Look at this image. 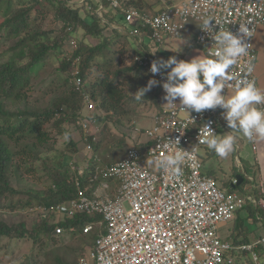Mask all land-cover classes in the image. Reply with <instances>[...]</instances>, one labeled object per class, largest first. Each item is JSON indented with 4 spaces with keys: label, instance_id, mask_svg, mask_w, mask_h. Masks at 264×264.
Here are the masks:
<instances>
[{
    "label": "built area",
    "instance_id": "2783aa9c",
    "mask_svg": "<svg viewBox=\"0 0 264 264\" xmlns=\"http://www.w3.org/2000/svg\"><path fill=\"white\" fill-rule=\"evenodd\" d=\"M95 1L99 3L97 11L102 8V1L120 11L117 28L126 32L121 26L129 27L127 33L138 36L140 42L147 37L161 44L165 37L180 36L188 22L195 21L198 29L193 42L206 53L220 26L213 22L211 32L203 31L200 28L203 17H213L233 34H239L240 24H247L251 32V37L246 38L250 44L249 54L239 60L235 72L240 78L254 79L257 85L254 71L249 77L246 65L249 61L255 65L253 38L258 26L264 23V0H177L155 12L126 8L120 0ZM69 46L68 52H72L77 42L70 39ZM156 60L152 56H134V61L152 79L162 83L164 75L153 76L149 71ZM69 74L71 83L80 89L83 83L79 76V57L72 60ZM228 90L231 88L223 89L222 94ZM83 94L84 106L76 111L75 124L82 133L83 150L89 155L84 166L77 165L76 159L68 162L71 172L75 173L69 178L74 196L31 208L42 218H53L56 235L65 231L59 222L79 213L90 217L82 226V233L95 232L93 245L75 264H234L238 253H249L255 264H261L257 248L264 244V237L251 243L234 244L222 239L217 231L220 223L232 219L246 203L264 207V199L223 189L202 171L199 150L206 145L199 141L207 134L204 126L217 134L219 107L201 113L189 110L193 123L177 99L175 105H167L154 117L151 127L143 131L134 127L146 137L145 141L128 146L121 159L99 166L100 158L93 155L92 142L99 138L101 127L95 114L88 117L82 112H92L96 107L88 93ZM68 114L64 107L55 112L57 118ZM169 140H178L179 147L194 154V159L181 165L179 173L156 165L157 159L167 155L165 145ZM251 141L255 150L256 139ZM143 156L150 158L151 168L141 161ZM95 162L94 172H87L89 163ZM105 180L115 181L112 196L107 193L109 185ZM236 183L233 179L232 184Z\"/></svg>",
    "mask_w": 264,
    "mask_h": 264
},
{
    "label": "trees",
    "instance_id": "16d2710c",
    "mask_svg": "<svg viewBox=\"0 0 264 264\" xmlns=\"http://www.w3.org/2000/svg\"><path fill=\"white\" fill-rule=\"evenodd\" d=\"M120 1L126 8L133 7L143 12H155V6L159 2L163 6L173 3L172 0H157L154 3H147L146 0ZM3 2L5 3V15L0 22V29L7 28L6 34L16 36L17 40L12 47L0 49V58L7 55L4 61H0V199L5 197L7 192H17L11 186V178L17 176L21 168H26L29 164L35 166L38 160L47 159L46 156H42V153L50 151L45 145L52 137L49 127L47 129L44 125L51 123V127L57 128V133L60 135L69 133L68 127L70 126H67V123L73 125L71 129L80 131L79 126L75 124V117L77 116L76 111L84 106L83 93L86 92L89 99L94 101L96 108L107 112H119L118 109H124L123 102L126 101L127 95L121 90L117 80L134 72L132 80H137L138 84L141 83L146 87L148 80L152 79L146 70L134 61V56L141 58L152 56L161 60L156 52H151L140 42L138 36L127 33L128 28L126 32L117 28L121 12H114L106 1H102L100 11H97L99 3L95 0H4ZM47 15L51 16L50 22L58 25L53 34L51 29H40L37 24L40 20L44 21ZM78 30L82 32L81 39L76 49L73 48L72 52H68L69 40L75 38L74 33ZM107 30H110V33H107ZM120 36L126 38L133 36L136 46L139 47L131 49L133 53H128L129 47L116 41ZM85 37L90 39V43L86 42ZM93 40L95 42L91 43ZM111 43H114L112 51L108 47L112 45ZM154 45L160 46L157 43ZM106 50H110L108 54ZM49 51L57 57L56 69L61 72V84H65L69 90L67 94L55 97L51 106L38 109L30 105V89L41 69L47 66L46 58ZM123 53L130 56V64L124 67L120 64L121 57L119 56ZM69 56L71 57L68 60ZM76 56L79 57V76L83 83L80 89L71 83L69 74V67ZM96 56H100L103 61H98ZM115 57L117 59L115 63L118 62L120 68L111 73L104 67L110 65ZM46 79L42 78V81ZM158 87L160 86L153 87V90L156 91ZM64 106L72 112L67 118H57L55 112ZM114 116L119 117L120 115L115 114ZM96 118L99 120L100 117ZM98 139L92 142L95 155ZM83 146L81 136L79 141L70 140L67 143V147L74 154L78 153ZM66 158L68 157H63L61 161L54 163V170H49L48 174L52 178L51 184L45 192L41 193L42 204H55L74 196V189L69 182L72 174L66 167V164L68 165ZM41 163L46 167L44 162ZM96 163H89L86 171L90 172L94 169ZM234 187L238 188L240 185ZM89 220L90 217L81 213L67 218L59 222L65 229L64 233L59 235L54 234L55 223H52L50 218L40 217L39 214L35 221L36 226L30 231L25 228L23 221L7 224L0 220V239L4 237L25 238L33 244L47 248L44 253L47 261L43 264H75L78 257L75 260L66 261L64 255L54 252L58 251L61 247L60 243L65 241V233L69 232L80 237V246L91 242L89 245L92 247L95 234L82 233V226ZM69 228L72 230L69 231ZM236 238H238L237 235L231 242L240 241ZM47 242H50L51 246L47 245L49 246L47 247L45 245ZM49 250L52 254L48 256ZM36 263L37 259L32 257L26 264Z\"/></svg>",
    "mask_w": 264,
    "mask_h": 264
},
{
    "label": "rangeland",
    "instance_id": "374dc122",
    "mask_svg": "<svg viewBox=\"0 0 264 264\" xmlns=\"http://www.w3.org/2000/svg\"><path fill=\"white\" fill-rule=\"evenodd\" d=\"M3 1L4 0H0V22L2 21L5 15V3ZM172 1L175 2L177 0ZM160 6H162V3L156 4L155 9L157 10V7ZM113 11L116 12V10L114 9ZM50 21L51 16L47 15L44 21L40 20V22H38L37 24L40 26V29H51V33L53 34L54 31L58 28V25L57 23H53ZM121 27L122 30L125 31L127 26ZM6 31L7 28L0 29V49L12 47L14 42H16L17 40V37L14 35L8 36L6 34ZM106 32L110 33V30H107ZM74 35L75 38L73 37L71 39H74L78 43L79 39H81L82 32L78 30L74 33ZM84 39L86 40V42L90 41L88 37H85ZM116 41L120 44H124L129 47L130 49L128 48V53H133V50L139 47L136 46V41L133 39V36H128L127 38L124 36H120ZM94 42V40L91 41V43ZM146 42L147 40L145 39L144 43L146 44ZM171 42L177 44L179 41L175 39ZM108 47H110V50L112 51V49L114 48V43ZM67 49H70L69 45ZM110 50H106L107 54ZM119 56L121 57H119L121 59V66L124 67L130 64L129 54L123 53V55L121 54ZM6 57L7 55L3 56L2 58H0V61H4ZM46 59L47 66L41 69V71L39 72V76L33 80L32 88L30 89V105L38 109L51 106V102L55 97H61L62 95H64V93L67 94L69 90V88L65 84H61L60 80L62 78V75L60 70L56 69V67L58 66L57 57L52 54L51 51H49L48 57ZM96 59L100 62L103 61L100 56H96ZM116 60L117 59L115 57L113 59V62L111 61L112 63L110 62V65H105L104 68H106V70H110V72L113 73L117 68H120L119 63H115ZM141 73L144 72L141 71ZM133 75L134 72H130L124 75L123 78L117 80L118 84L121 87V90L124 91V93L127 95L126 101L123 102L124 109H118L119 112L117 113L107 112L104 109L96 107L95 110H92V112L82 110V112L86 116L88 115V117L89 115H91V113L95 114L96 117H100L98 120V127H101V130L98 135L99 139L95 151L96 156L100 158V161L98 162L99 166H102L105 163L117 161L124 156L126 148L129 146L128 143H126L128 139V134L131 133L132 127H135L133 126V121H137L140 116L139 114L141 113L138 112L137 109H145L144 105H147L148 103V93L154 91L153 88H151V90H148L144 93L143 99L135 100L133 98V95L138 90L145 88V86L141 83L138 84L137 80H132ZM111 77L114 78L113 76ZM42 78L47 79L46 81H42ZM132 86L134 87L132 88ZM64 108L67 109V107L65 106ZM67 110L70 113L72 112L69 109ZM115 114H118L120 116H114ZM68 116L69 114L65 118H67ZM67 126H70L68 127L69 133L67 135H60L57 133V128L51 127V123L48 122V124L44 125V127L46 128L49 127V133L52 137L49 142L45 145V147H47V150L50 151H44L42 153V156H46L47 159H45L44 161L38 160L39 162L35 166L29 164V166H26V168H21L18 172V175L13 176L11 178V186L17 192H7L6 196L0 199V220L6 222L7 224H15L23 221L27 230H33L36 226L35 221L37 219V212L32 211L31 208L37 204H42L40 196L41 193L45 192V190L51 184L52 178H50V175L48 173L49 170L55 169L54 163L61 161L63 157H68L66 158L67 163L72 159H76L75 162L80 167L85 165V160L87 159L89 153H86L82 148L81 150H79L78 153L74 154V152H72L67 147V143L70 140L79 141V138L81 136L80 131H78L77 129H71L73 125H70V123H67ZM133 135L135 136V134ZM133 135L131 134V136L129 137L130 142L134 141ZM200 154L202 155V149L199 150V155ZM72 156L74 157L72 158ZM141 161L145 162V164L149 168H151L149 157L143 156ZM41 162H44L46 164V167H44V164H42ZM205 165L206 167L209 166L206 163ZM66 167L72 175L75 174L71 172L70 167L67 164ZM93 172L94 169H92L90 173L92 174ZM214 177L216 178V184L218 185L219 182H221L220 180L222 176L219 174H215ZM105 182L109 185L107 193L109 196H112V191L115 188V181L105 180ZM236 192L238 194L242 193L241 189ZM51 220H53V218H50V221ZM91 233L95 234V232ZM64 237L65 241H62L60 243L61 247L58 249V251H55L54 253L59 252L60 254L64 255L66 261L75 260L76 257L81 256V253L83 255H87L88 248L91 247V245H89L91 242H89L88 245L80 246V237H78L77 234H72L71 232L67 234L65 233ZM50 244V242L45 243L46 246H51ZM46 251L47 248L41 247L39 244H33V242L28 239L4 237L0 239V264H26L32 257H35L37 259L36 264H43L45 263V261H47L46 257L44 256V253ZM50 254H52L51 250H49L48 256ZM262 260L263 258L259 257V262L261 264H263L264 262ZM247 262H249L248 264H255L249 253H240L235 255L234 264H246Z\"/></svg>",
    "mask_w": 264,
    "mask_h": 264
},
{
    "label": "clouds",
    "instance_id": "9594fccd",
    "mask_svg": "<svg viewBox=\"0 0 264 264\" xmlns=\"http://www.w3.org/2000/svg\"><path fill=\"white\" fill-rule=\"evenodd\" d=\"M213 22L220 27L213 34L214 43L206 54L189 61L178 60L175 56L153 61L149 71L153 76L164 75V81L149 79L146 87L138 90L133 98L143 99L146 91L159 85L165 92L166 104L175 105L174 101L178 99L193 123L189 110L201 113L217 107L223 109V118L231 131L215 134L209 126H204L207 134L199 142L218 157L226 158L234 151L238 135L249 140L264 139V89L259 88L254 79L240 78L235 72L239 60L249 54L250 44L246 38L251 37V32L247 24H240L239 34H233L228 27L206 16L202 18L200 28L211 32ZM246 71L251 77L254 71L251 61L247 63ZM225 88H231L230 95L222 94ZM165 149L167 155L156 160L161 169L179 173L181 165L194 159L191 150L179 147L178 140H169Z\"/></svg>",
    "mask_w": 264,
    "mask_h": 264
},
{
    "label": "crops",
    "instance_id": "0c3cea01",
    "mask_svg": "<svg viewBox=\"0 0 264 264\" xmlns=\"http://www.w3.org/2000/svg\"><path fill=\"white\" fill-rule=\"evenodd\" d=\"M146 2L154 3L157 2V0H146ZM162 6L157 7V9L162 8ZM197 29L198 23L190 21L180 36L165 37L160 46L154 45L147 37H144L143 42H141L148 50L156 52L160 59L167 60L170 56H175L178 60L189 61L199 55L206 54L203 47L193 42ZM145 39L147 40L146 44L144 43ZM175 39L179 41L177 44L171 42ZM253 44L256 52L254 73L257 86L264 89V23L258 26L253 38ZM161 89V87H158L156 91L154 90L148 93V103L144 105L145 109H137L138 112H141L139 115L142 117L139 116L137 121L134 120L133 126L137 125L142 131L145 128L151 127L154 117L167 108L168 104H166L164 99L165 92ZM231 91L232 90H228L224 94L230 95ZM219 112L220 123L217 134L222 135L231 131V129L223 118L224 110L220 108ZM131 134H135V136L133 135L134 141L132 142L129 140ZM255 139L256 148L254 150L252 149L251 140L242 135H238L234 151L226 158L218 157L215 152L208 149L207 146L202 147V155L200 154V157L203 163V173L214 178L215 181L216 178L214 175H221V182H219L218 186L223 189L234 190L235 192L241 189V194L264 199V139ZM145 140L146 137L139 132H135L132 127V131L128 134L126 143L130 146ZM205 163L209 166L206 167ZM239 175L242 177V181H240L239 184L236 183L233 185V179L239 182L240 178L237 177ZM235 185H240V187L236 188L234 187ZM248 204H245L243 209L236 211L232 219L218 225L217 231L222 239L231 242L237 235L238 238L236 239L240 241L234 242V244H240L251 243L258 238L264 237V207L253 205L252 203ZM257 252L259 257L263 258L262 261H264V244L257 248ZM248 263L249 262L246 264Z\"/></svg>",
    "mask_w": 264,
    "mask_h": 264
},
{
    "label": "water",
    "instance_id": "95a60500",
    "mask_svg": "<svg viewBox=\"0 0 264 264\" xmlns=\"http://www.w3.org/2000/svg\"><path fill=\"white\" fill-rule=\"evenodd\" d=\"M238 178H240L239 182H237L238 184L240 183V181H242V177L239 175L237 176Z\"/></svg>",
    "mask_w": 264,
    "mask_h": 264
}]
</instances>
